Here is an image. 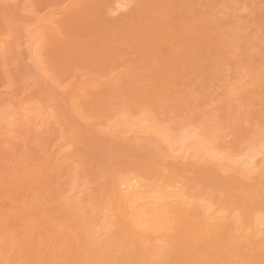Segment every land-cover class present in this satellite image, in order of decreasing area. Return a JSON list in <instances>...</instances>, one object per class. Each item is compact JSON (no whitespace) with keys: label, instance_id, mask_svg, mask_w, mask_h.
I'll return each mask as SVG.
<instances>
[{"label":"rangeland","instance_id":"1","mask_svg":"<svg viewBox=\"0 0 264 264\" xmlns=\"http://www.w3.org/2000/svg\"><path fill=\"white\" fill-rule=\"evenodd\" d=\"M45 1L0 0V38H8L7 41L5 38L7 52L0 51V264H92L91 262L107 264L121 259L119 243L109 245L106 240H96L97 243H93L94 241L92 242L91 237L88 236V229L85 228L88 222L83 223L85 217L91 214L86 211L100 208L102 200L106 198L102 197L103 193L109 194L116 176L127 171H137L146 175H153L161 170L172 172L183 178L187 185L221 194L224 199L235 204H264L263 191H260L261 194L249 191L255 190V185H250L254 189H248L249 185L241 188L242 184L239 186L238 182H235L233 172H218L214 165L200 166L191 162L176 161L169 154L170 151L164 146V142L160 143L161 140L155 133L143 135L141 130L136 131L134 127L126 133L123 128L126 119L129 117L136 119L140 116L136 113L140 109L138 106L143 107L145 104L146 108L142 109L148 110L146 111L150 116L148 117L152 119L151 122H156L162 130H173L171 132L176 134L183 127L184 130L185 127H188L186 129L198 127L203 133H210L211 136L220 138V142L227 148L222 151L232 153V148L237 145L242 148L247 144H262L264 141V0H215L214 2L213 0H173L175 4L171 5V9L174 19L178 17L181 19L184 13L200 17L213 15L214 18H218V21L215 19L214 22V19H211L213 16L209 17L214 22L211 24H215L214 27L217 28L214 30L211 25L212 33L213 31L217 33L212 43L217 42V46L211 48L213 51L207 50L205 44V47L202 46V49L204 47V50L210 52L205 51V53L203 50L205 55L202 57L204 60L206 57L209 59V65L212 61L211 66L207 67L208 62H206L205 67L198 70L190 67L186 70L185 67L183 73L171 76L172 84L169 83L168 75L167 81L165 78L162 79L163 81L160 80L158 86L156 81L159 79L153 80L155 72H150V78L146 77L150 70L147 67L144 70L145 58L143 59L141 52L145 46L142 45L143 47L140 48L139 44H136V47L139 46L138 50L133 46L135 44L132 45L133 48L130 45L128 47L121 45L124 49L117 46V53L109 49L114 54H110L108 44H105V50L108 51L106 60L104 57L100 58L101 60L97 57L96 64L92 62L93 58L92 61L86 60L92 63V68L90 63L84 64L86 61H83L81 62L83 65L79 64L81 66L77 67L78 71L76 68L73 71H65L63 72L65 76L60 72L62 66L60 65L59 68L57 65L59 63L50 59L47 51L43 49L41 60L45 68H39L33 61L34 57L31 56L30 52L33 53V50L29 49L33 41L29 37L30 28L32 29L33 24L39 23L49 13L54 14L53 12L61 11L64 7L61 4L64 2L62 0V2ZM57 1L58 6H61L59 9L55 5ZM121 1H123L122 10L113 11L117 18L125 10L130 9L128 5L132 7L133 3L138 4V1L142 0H133V2L127 0L129 3L126 0ZM55 14L58 16L60 13ZM55 14L54 17H57ZM112 17L114 18V15ZM214 43L212 45H215ZM167 45V49L170 50L169 44ZM193 45L197 44L193 43ZM145 49L144 51L147 50ZM147 52L148 50L144 56H147ZM111 56L116 61H112ZM52 61L57 64L54 66ZM146 61L152 69V64L148 59ZM118 63L119 66L123 64L125 67L126 64H130V67L136 65L135 71L132 68L131 71L129 66L127 70L124 67L120 68L121 76L125 77L123 74L125 70L134 74L139 71L140 75L141 70L145 72L144 74L142 72V76H145L144 81H146H143L142 90L139 91L142 93L141 96L144 95L139 98L140 101L145 100H142V104L135 106L133 101V98L137 97V85L134 81L129 82L122 78L125 86L124 83L119 85L121 80L118 83H111L113 81L111 77L115 81L118 76L115 77L113 74L109 77V73L114 72L113 67ZM71 72L73 75H70ZM101 75L104 76L99 77ZM97 77L100 82L104 78L106 81L112 79L111 86L109 83L105 85V80L103 83L93 85ZM52 79L55 83L51 81ZM86 85L96 89L105 86L106 92L102 88L103 93L98 89L103 94L105 108L103 103L100 105L102 99L95 103H100L96 108H94L95 104L91 107L93 109H88L84 105L85 102L79 94L83 90L88 91ZM139 95L138 93V97ZM49 105L56 109L57 114L53 115L46 128L36 122L37 126L33 118L34 122L26 121V125L16 119L20 110L29 112ZM98 113L100 116H97ZM130 131L132 132L129 133ZM138 133L141 134L136 136ZM150 136L155 137L154 140ZM58 143H63V146L56 147ZM48 153L58 155L60 167L53 165L52 168V163L46 162ZM69 156L71 157L68 158ZM255 167L258 168L257 172ZM255 167V173H260L261 165ZM255 173L252 174L254 183L256 179L259 180L258 177L262 178L261 173L254 176ZM225 208L220 214L235 230L237 215L240 212L236 211L237 215L234 214L235 216L232 217L231 205ZM19 209L24 213L29 212L24 218L27 217L26 220L30 223L28 221L27 224L25 223L26 220L24 221L22 217L24 215L18 216L16 210L19 213ZM102 213L98 216L99 220L102 219ZM171 217L178 219L177 215ZM159 219L156 225L158 222L161 226L171 224L172 234L176 225L172 222L176 219L171 223L168 218L163 219L164 221L162 218ZM170 232H160L158 236L168 238L171 237L167 236ZM73 243L86 254L81 262L72 259L74 254L73 257L72 254L70 256L67 254L66 247Z\"/></svg>","mask_w":264,"mask_h":264},{"label":"bare ground","instance_id":"2","mask_svg":"<svg viewBox=\"0 0 264 264\" xmlns=\"http://www.w3.org/2000/svg\"><path fill=\"white\" fill-rule=\"evenodd\" d=\"M52 1L55 2V0ZM62 1L60 0V2H62L61 4L64 5L63 8H61L60 5L58 6V1L57 4L54 3L58 9L59 7L61 8V11L57 10L53 12V9L51 11L54 14L56 12L60 13L58 16L55 14L57 17H54V14L49 13V15L45 16L43 19H41V17L40 22H37L38 24H33L32 29L30 28L31 35L29 37L30 39H33L32 44L30 45L31 48L29 47L30 50H33V53L32 51L30 53L31 56L34 57L33 61L42 69L45 68L43 67V60H41L43 58V49L47 51L46 53L49 54L47 56L50 59L59 63L54 64L52 61L54 66L56 64L59 68L60 65L62 66L60 72L63 74V72L73 71L75 68L77 70V67L83 65L81 62L89 59L90 61L93 60L92 62H95V64L97 60L95 58L97 57L99 60H101L100 58L102 57L106 60L105 56L108 51L105 50V44H108L110 46L107 45L108 50L110 49L114 53H117V46L121 48V45H127L128 47V45L132 46L135 44L133 46L136 47V44H139L141 46L140 48L145 46L148 50L146 53L147 56H144L147 51L145 47L143 48L146 51L143 49V52H141L143 59L145 58L144 70L147 68L150 70L149 75L146 77L150 76V72H155L154 77H151H153V80L154 78H156V80L159 79L156 81L158 86L160 80H164L165 78L167 81L168 75L170 76L168 78L170 81L169 83L172 84L170 78L173 80V77L175 76L174 74L178 76L177 73H183L185 69L187 70V67L195 70L203 68L206 62L209 61L207 57V61L202 57L207 52L204 50L205 45L207 50H212V47L214 48V46H217V42H213L215 45H212V41L216 39L215 35H217V33H215V31L212 33V26L214 30L216 26L214 27L215 24L212 25L211 23L216 22V20L218 21V18H214L213 15L200 17L195 14L194 17L181 11L186 16L183 14L181 19L180 17H178L179 19H174V14L172 15L173 9H171V5L174 6L175 4L173 0L138 1L139 3H133L132 7L128 5L130 9L126 8L127 10H125L122 15L119 14L120 16L118 18L115 16L116 14H114V12L115 10L118 11L123 6L121 3L123 1L121 0ZM131 1L133 2V0ZM214 1L215 0H213V2ZM111 14L114 15V18ZM176 14L179 13L176 12ZM212 16L213 18L211 19H214V22L209 19V17ZM3 38H0V51L7 52V44L5 42L6 37ZM7 39L8 38H6V41ZM193 43H196L197 45H193ZM167 44H169L170 50H168L169 48L167 49ZM203 45L204 47L202 49ZM137 48H139L138 45L136 49ZM94 49L96 51H94ZM100 49L103 51L101 52ZM122 49L124 48L122 47ZM110 50V54H114ZM163 50L165 51L163 52ZM203 50L206 52L203 53ZM91 58L93 59L91 60ZM108 59L110 61L111 59H113L112 61H116L112 56L111 59ZM146 59L152 64V69ZM40 60L42 61L41 64ZM33 61L31 62L33 63ZM90 61H86L84 64H87V62L89 64ZM146 63L148 66L145 65ZM209 63L210 62L206 65L207 67L211 66L212 61L210 65ZM90 64L92 68V63ZM122 65L119 66V63L116 64V67H113L115 73L113 71L109 73V77L115 74L113 76H118L117 79L114 81V78L111 77L113 81H111V79L107 80V82L105 80L106 78H104L106 81V84L105 82L104 84L108 85L109 83L111 86V83H118L121 80L122 82H119V85L124 83L125 86V81H134L140 95L138 97V93L135 90L138 99H135L137 97H134L136 96L134 95L133 101L135 106H137L136 104H142L143 99L140 101L139 98L144 96H141L142 93H140V90H142L144 84L143 81L145 79V76H142V72L143 74L145 72L141 70L140 75V73H138L139 71H137L136 73L138 74L135 73L136 76H134V72L131 71L132 69L135 71L134 69L136 65H132L131 67L130 64H126V67L125 65ZM128 66L131 71H126ZM137 66H139V64H137ZM117 67L118 69H116ZM122 67L126 68V70L123 71L125 77L121 76L122 74L120 73L122 72L119 71ZM183 68L185 69L183 70ZM205 70L206 69H204V71ZM54 71L55 70H52V72ZM116 72L118 74H116ZM66 75H68V73H66ZM70 75H73V73L71 72ZM172 75L173 77H171ZM63 76H65V74H63ZM103 76L104 75H101L99 77ZM129 76H131V78H129ZM46 77H48V75ZM50 77L51 75L49 78ZM99 77L96 78L97 81L93 83V85L103 83L104 80H101L102 82H100V80H98ZM122 78L123 80L125 79L124 82ZM51 81L55 83L54 79ZM91 85H86L87 89L89 88L88 91L83 90V92H80L79 94L83 99V102H85L84 105L88 109L102 99V93L105 91V86L102 88V84V87H97V89ZM126 85H128L127 82ZM161 85L160 87L162 89ZM117 87H115V90ZM101 88L104 89V91H102ZM98 89H101L102 93ZM109 90L111 91V89ZM103 99L101 100V104H95L94 108H96L97 105L99 106V104L102 105V103L105 108ZM105 100L107 99L105 98ZM144 105L145 104H143V107L139 105L138 109H145L146 106ZM36 109L37 110L33 109L29 112L20 110L19 117L16 119L21 120V123L26 125V121L32 120L33 118L34 121L36 120L35 124L37 122L38 125L46 128L53 115L57 114L56 109H53L51 105L46 108ZM140 109L136 113H139L141 116L142 112L141 117L139 116L136 119L129 117L125 120L123 128H125L126 133L132 127H134L136 131L141 130L143 135L144 133L145 135L146 133H155L159 140H161L160 143L164 142V146L170 151L169 154L175 158L176 161H183L186 163L191 162L200 166L214 165L217 167L218 172L223 173L231 171L233 172L232 174H234L235 182H238L239 186L242 184L241 188L243 186L247 187L248 185H255L254 187L256 189L249 191H254V193L256 191L257 194H259L258 192L263 191L262 195L264 196V141L262 144H247L242 148L237 145L232 148V153H228L227 151L225 152L227 148L220 142V138H217L216 136L213 137L210 133L205 134L198 129V127H192L190 129H186L188 127H185V130L183 127L180 129V132L178 131L179 133L176 134L171 132L173 130L164 131L156 124V122H151L152 119L147 115V109V111L143 109L140 111ZM128 112L126 113L128 114ZM97 116H100V114ZM141 133H138L136 136H139ZM151 138L154 140L155 137ZM222 145L224 147H221ZM62 146L63 143H58L56 145V147ZM222 149L225 150L222 151ZM261 154L263 156H260ZM70 157L71 156L68 158ZM45 159L46 162H51L52 166H61L57 154L48 153ZM51 163L49 164L51 165ZM255 165H261V174L255 173L257 167H255ZM54 166L52 168H54ZM257 169L256 172L258 171ZM253 173H255L254 176L260 174L262 178L260 179V177H258L259 180L256 179L257 181L254 183L255 180L252 178ZM232 174L230 175L232 176ZM251 180H253L254 184ZM249 186L247 187L248 189H254ZM246 187H244V190ZM261 193L262 192H260V194ZM102 197L106 198L102 200L100 208H94V211H86L87 213L91 212V214L85 217L86 220L83 224L88 222L85 228L88 229V236L92 238H90V240H92V242L94 241L93 243H97L96 240H106L109 245H111V243H113L112 245L119 243V250L122 252V258L118 261L108 262L107 264H249V262H251V264H261V261L264 260V204H235L234 202L224 199L221 194L191 187L190 185H187L179 175L162 170L153 175H146L145 173H139L137 171L123 172L116 176L113 188L110 189L109 194L108 192H104ZM106 200L108 201L105 203L104 201ZM228 205H231L232 217L236 214V211L240 212L238 215L236 214L237 222L235 230L232 229V225H230L227 219L220 214ZM17 211L18 210H16L18 216L21 214L24 215L22 216L23 218L29 213L27 210L25 213L20 209L19 211L21 213H18ZM103 211L104 213H102ZM101 213L103 217L101 216L102 219L99 220L98 216ZM171 215H177L178 219L172 218ZM158 218H162V220L168 218L170 221L169 223L176 219L175 222H172L176 224L172 234L170 232L172 231L170 227L172 226L171 224H167L166 227L161 226V224L159 225L158 222L157 225L160 227L156 225ZM26 219L24 218V221ZM27 221L29 222V220L25 221L26 224ZM163 223L166 224V222ZM169 228L171 230H169ZM17 229L19 228L17 227ZM166 231L167 233L170 232L167 236L169 235L171 237L160 238L158 236V233ZM73 244L70 245L72 248H70L69 244L66 247L67 254H69V256L72 254V257L74 254L76 259L74 257L71 258L76 262H81V259H83L86 254L80 250L79 246H76L77 244H75V246H73ZM91 263L93 264V262Z\"/></svg>","mask_w":264,"mask_h":264},{"label":"snow or ice","instance_id":"3","mask_svg":"<svg viewBox=\"0 0 264 264\" xmlns=\"http://www.w3.org/2000/svg\"><path fill=\"white\" fill-rule=\"evenodd\" d=\"M249 264H251V262H249ZM261 264H264V260L261 261Z\"/></svg>","mask_w":264,"mask_h":264}]
</instances>
